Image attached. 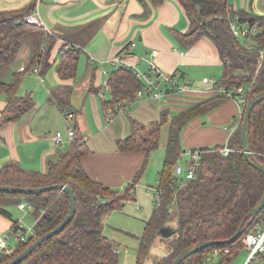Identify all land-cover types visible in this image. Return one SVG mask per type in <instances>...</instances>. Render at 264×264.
Here are the masks:
<instances>
[{"label": "trees", "instance_id": "1", "mask_svg": "<svg viewBox=\"0 0 264 264\" xmlns=\"http://www.w3.org/2000/svg\"><path fill=\"white\" fill-rule=\"evenodd\" d=\"M152 7L162 5L166 0H144ZM190 19V28L180 36L184 47H190L203 37L210 38L216 45L224 62L223 78L219 82L229 86L250 87L249 101L264 92V60L260 50H264V15L245 12L235 13L230 8V0H178ZM30 9L6 12L0 9V95L7 100L5 119L15 118L31 108L30 103L17 96L21 76L14 75V81L7 83L3 75L11 70L18 53L22 48L30 28L25 18ZM240 22H247L258 29V35L252 41L255 50H248L242 40L236 38L231 30L235 17ZM53 41L44 53L35 55L24 73L41 66L40 73L50 67V56ZM80 51L71 49L60 51L57 71L64 80L75 77ZM30 69V70H29ZM112 100L107 105L108 112L115 113L117 108L124 107L135 100L137 93L144 89L145 83L140 80L131 68L115 70L109 80ZM54 100L61 108L66 109V95L54 94ZM227 99L223 96L214 98L196 107L187 109L170 121V130L166 149L165 163L159 174L157 189L162 192L160 204H156L151 218L146 223L140 237L137 264H145L154 243L159 238H173L166 256L156 264H173L176 258L186 249L208 241H227L238 231L243 219L264 197V173L254 168L244 152L241 140V128L229 146L234 150L224 156L217 147H201L205 153L193 180L177 176L176 163L182 147L181 137L184 128L195 118L204 116L217 109ZM19 103L18 108L16 105ZM26 104L22 108L20 104ZM70 111V110H69ZM162 121L149 129L134 123L136 136L142 140L148 153L158 148V138ZM243 123V122H242ZM241 123V124H242ZM142 131V132H141ZM250 150L254 158L264 165V101L258 104L251 113L249 123ZM137 138V139H138ZM134 138L118 144L120 151H130L137 147ZM85 146L76 139L69 151L61 154L58 161L51 163L46 174L26 173L16 165H8L0 170V185L22 188H40L54 185H68L76 195L77 210L73 220L58 235L50 238L37 248L21 264H121L117 245L104 235V219L110 213L124 207L126 201L134 197L135 184L144 168L125 191L112 190L92 180L81 163ZM29 203L35 217L34 236L21 242L18 233H26L19 221H14L8 211L11 205ZM70 197L65 192L50 191L36 195L0 193V215L13 221L9 235L8 247L12 254L0 251V264H9L19 254L28 249L36 240L54 230L68 215ZM176 211L177 224L170 223V216ZM264 218V209L258 218L244 227L243 235L231 245H219L197 253L181 264H209L208 258L216 249H229V254H222L218 264H232L235 255L243 249L242 240L253 226ZM172 226L175 233L165 238L161 232ZM14 243L11 244V240Z\"/></svg>", "mask_w": 264, "mask_h": 264}, {"label": "crops", "instance_id": "2", "mask_svg": "<svg viewBox=\"0 0 264 264\" xmlns=\"http://www.w3.org/2000/svg\"><path fill=\"white\" fill-rule=\"evenodd\" d=\"M230 8L237 14L264 15V0H230ZM0 9L6 12L30 9L29 15H34L41 24H28L30 32L17 60L3 75L7 83L14 81L15 74L21 76L17 96L30 103L31 108L15 118L5 119L8 103L0 95V170L16 165L26 173L46 174L50 164L69 151L77 139L85 146L81 163L92 180L112 190L125 191L145 166L132 199L137 188H153L147 183L153 174L157 176V189L165 163L170 121L187 109L221 96L204 79L220 82L225 68L210 38L203 37L184 47L180 36L188 32L190 19L178 0H166L158 7L144 0H0ZM50 38L51 67L41 73V78L27 72L35 75L30 77L33 81L39 80L43 85L41 91L35 87L19 95L23 80H27V73L21 68H28L35 55L45 52ZM61 49L80 51L72 79L59 77ZM116 57H123L126 68L144 74L149 73L150 63L154 62L160 71L175 74L177 81L180 78L187 82L189 88L185 93L173 94L162 83L149 89L142 80L145 83L142 95L139 96V91L134 101L112 114L107 110L112 100L108 80L119 69L112 63ZM55 93L66 95V109L76 115L73 141L69 140ZM239 111L236 101L226 100L214 111L192 120L182 132V152L226 145L240 128ZM164 116L168 119L162 124L167 127L165 152L154 156L136 136L134 123L149 129ZM57 132L65 139L63 146L54 140ZM132 138L138 141L137 147L120 151L118 144ZM12 225L13 221L0 215V238L9 236Z\"/></svg>", "mask_w": 264, "mask_h": 264}, {"label": "built area", "instance_id": "3", "mask_svg": "<svg viewBox=\"0 0 264 264\" xmlns=\"http://www.w3.org/2000/svg\"><path fill=\"white\" fill-rule=\"evenodd\" d=\"M25 21L28 24L41 26L40 22L36 19L34 15L27 16L25 18ZM231 30L236 38L244 42V45L248 50L250 51L255 50V44L253 43L252 39L254 36L258 35L259 31L256 27L251 26L247 22H240V17L236 15L235 21L231 22ZM134 46L135 44H132V47ZM156 53L157 52H155V54ZM259 53L261 59L264 60V50H260ZM112 63L115 64L118 68H126L125 66H123V57H116ZM21 71L24 72L25 68H21ZM31 73L36 74L40 78L42 77L40 70L38 68H34ZM135 73L140 80H143L146 83L149 89H152L155 86V84H157L158 82L163 83L167 88L171 87V92L175 94L185 93L189 88L187 82L180 84L177 81V76L175 74L170 75L160 71V69L156 66L154 62L150 63L148 74H144L142 72H135ZM204 83L211 84L214 90L218 94H220L227 100L236 101L240 105V111L238 113V121H239L238 127H240L245 117L246 106L249 103L250 87L246 88L245 86H238L236 84L225 86L220 84L219 82H214L208 78L204 79ZM138 94L139 96H141L142 92L140 91ZM61 112L67 124L69 140L73 141L76 138V132L74 130L76 115L75 113L64 108L61 109ZM54 140L58 146H63L65 144V139L61 132H57L55 134ZM217 151H219V153H221L222 155L227 156L234 150L229 146V142H228L226 145H224L222 148L218 149ZM204 153L205 151L200 148L189 150L188 155L190 160L186 170L184 171L182 166L176 165L175 167L176 175L185 176L188 180L195 179L196 172L200 166V161ZM161 200H162V192L156 189V204H160ZM19 208L23 212H33L34 210L33 205L29 203H21L19 205ZM29 236H34L33 230H28L26 231V233H22V232L18 233L19 240L23 243L27 241ZM9 239H10L9 236L0 238V251H6L8 254H12L14 250L10 249L7 245ZM242 244L244 248H246L249 252L248 259L245 264H257V262H261L262 264H264V218L258 221L253 226L252 230L245 235V237L242 240ZM229 253H230L229 249H224V250L216 249L212 254V256L217 257V256H221L222 254H229Z\"/></svg>", "mask_w": 264, "mask_h": 264}, {"label": "rangeland", "instance_id": "4", "mask_svg": "<svg viewBox=\"0 0 264 264\" xmlns=\"http://www.w3.org/2000/svg\"><path fill=\"white\" fill-rule=\"evenodd\" d=\"M22 63V62H21ZM21 63L19 65H21ZM18 65V66H19ZM29 65V62H28ZM30 73L25 74L27 80H23L21 90H19V95L24 94L26 89H38L42 88V84L39 80L33 81L30 77ZM45 79V77H44ZM178 82L180 84L183 81L179 78ZM162 86L165 85L162 83ZM147 88V87H146ZM171 90V87L168 88ZM173 93V92H171ZM175 94V93H173ZM16 109L18 108L19 103L15 104ZM22 108L26 107V104H20ZM9 114H6L8 116ZM242 125V124H241ZM167 127L166 125L162 127L161 136L159 141V146L153 152V155L156 154L161 156V152H165V145L167 141ZM163 148V149H162ZM181 158L177 161L176 165L182 166L185 171L189 164V149H183ZM151 169V167H150ZM156 174H153L149 180H147L148 185L153 188H137L136 196L134 199L126 201L125 206L121 209H117L110 213L104 219V235L114 242L119 250V261L121 264H137L138 250L140 246V237L142 236L146 224L145 222L149 221L152 216L153 208L155 207L156 202ZM8 211L12 214L14 221H19L22 223V226L28 231L33 230L34 227V216L31 212H23L20 210L19 205H11L8 207ZM176 211L174 210L170 216V223L173 226L177 224ZM166 238V237H165ZM173 238L162 239L158 238L154 243L153 248L150 251L148 258L145 261V264H156L159 260L166 256L168 248L171 246ZM249 252L246 248H243L238 251L235 255L232 264H245L248 259ZM220 256L214 257L209 256V264H218L220 261ZM257 264H262L257 262Z\"/></svg>", "mask_w": 264, "mask_h": 264}, {"label": "water", "instance_id": "5", "mask_svg": "<svg viewBox=\"0 0 264 264\" xmlns=\"http://www.w3.org/2000/svg\"><path fill=\"white\" fill-rule=\"evenodd\" d=\"M264 101V92L258 94L255 96L246 106L245 109V117L242 123L241 128V140H242V146H243V152L245 156L251 160V164L254 168L258 169L259 171L264 173V165L260 164L253 156L250 150V143H249V123L251 118V113L253 109L260 103ZM50 191H59V192H65L70 197V209L68 212V215L65 217V219L60 223L59 226H57L54 230L51 232L45 234L38 240H36L28 249H26L24 252L19 254L15 259H13L9 264H21L25 259H27L37 248H39L44 242L49 240L50 238L60 234L67 226L68 224L73 220L76 210H77V203H76V195L74 191L68 186V185H54V186H45L40 188H22V187H15V186H7V185H0V193H7V194H24V195H36L41 193H46ZM264 209V197L262 198L261 202L251 211L249 212L246 217L243 219L238 231L236 234L230 238L227 241H208V242H202L199 244H196L186 250H184L173 262V264H181L189 257L200 253L203 250H206L208 248L219 246V245H231L235 243L244 233V227L247 224L248 220L250 222L248 224H251L253 221H255L258 216L261 214V212ZM175 233V229L172 226L165 227L162 232L161 236L169 238ZM10 235V234H9ZM11 244L14 243V239H12Z\"/></svg>", "mask_w": 264, "mask_h": 264}]
</instances>
